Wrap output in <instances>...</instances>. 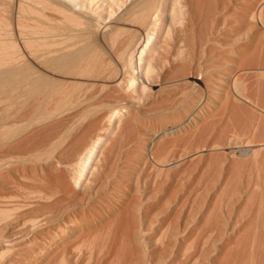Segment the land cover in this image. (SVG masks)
<instances>
[{"label": "bare ground", "instance_id": "6f19581e", "mask_svg": "<svg viewBox=\"0 0 264 264\" xmlns=\"http://www.w3.org/2000/svg\"><path fill=\"white\" fill-rule=\"evenodd\" d=\"M0 264H264V0H0Z\"/></svg>", "mask_w": 264, "mask_h": 264}]
</instances>
